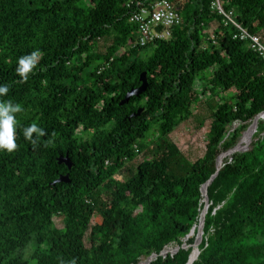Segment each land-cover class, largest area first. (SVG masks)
<instances>
[{
	"label": "trees",
	"instance_id": "16d2710c",
	"mask_svg": "<svg viewBox=\"0 0 264 264\" xmlns=\"http://www.w3.org/2000/svg\"><path fill=\"white\" fill-rule=\"evenodd\" d=\"M157 1L0 0V85L9 86L0 100L23 108L16 150L0 152V264H144L154 255L150 264H188L218 164L193 264H264V119L247 151L218 162L264 113V61L221 24L214 0H168L182 23L135 48L129 16ZM223 2L260 36L264 0ZM34 50L42 57L21 82L17 60ZM144 73L146 92L121 105ZM213 91L235 93L217 102ZM203 97L206 153L191 162L168 140L170 125ZM33 123L46 133L34 142L23 135ZM66 175L70 183L57 182Z\"/></svg>",
	"mask_w": 264,
	"mask_h": 264
},
{
	"label": "built area",
	"instance_id": "2783aa9c",
	"mask_svg": "<svg viewBox=\"0 0 264 264\" xmlns=\"http://www.w3.org/2000/svg\"><path fill=\"white\" fill-rule=\"evenodd\" d=\"M212 9L221 18L224 27L236 30L235 39L245 41L258 56L264 61V40L259 35L252 34L239 22L234 11H227L223 0H214ZM130 24L138 30L135 48H144L157 41L169 39L172 30L182 23V17L176 12L168 0L157 1L151 6L140 7L129 16Z\"/></svg>",
	"mask_w": 264,
	"mask_h": 264
},
{
	"label": "rangeland",
	"instance_id": "374dc122",
	"mask_svg": "<svg viewBox=\"0 0 264 264\" xmlns=\"http://www.w3.org/2000/svg\"><path fill=\"white\" fill-rule=\"evenodd\" d=\"M219 23L214 22L211 26V29L209 33H214L218 31ZM262 39L264 40V30L260 34ZM105 44L102 42L99 47V51L105 52ZM144 56L146 58L150 57L153 54V48H149L148 50L143 52ZM213 73V70L207 71L204 76H210ZM235 91H232L230 93L224 94L217 92H212V97H215L217 102H220L223 97L230 96ZM209 100L208 97H203L199 104L196 105L194 108V113L192 117L189 119H183L179 122L174 121V125L170 122H167L165 125V130L174 129L171 131V133L168 136V140L173 145L177 146L183 154L191 161L196 162L200 158H202L206 153V145H207V133L210 127L211 123V112L209 108ZM237 127H244L240 123H237ZM245 125V124H243ZM150 156L147 152L141 154L137 160L134 162V166L137 164L143 162L146 159H149ZM119 180H125L126 177H118ZM55 223L57 227L61 230L65 229V221L63 219L57 218L55 220ZM95 224V221L93 222V225ZM174 249H169L168 251H173Z\"/></svg>",
	"mask_w": 264,
	"mask_h": 264
},
{
	"label": "clouds",
	"instance_id": "9594fccd",
	"mask_svg": "<svg viewBox=\"0 0 264 264\" xmlns=\"http://www.w3.org/2000/svg\"><path fill=\"white\" fill-rule=\"evenodd\" d=\"M41 57L42 53L39 50H34L30 54L19 57L15 72L21 82H26L29 79L30 74L37 67ZM8 92V85H0V97L6 96ZM22 111V105L14 103L11 100H0V152L11 154L16 150L17 114ZM34 134L38 139L46 133L36 123L23 129V135L29 141H33Z\"/></svg>",
	"mask_w": 264,
	"mask_h": 264
},
{
	"label": "water",
	"instance_id": "95a60500",
	"mask_svg": "<svg viewBox=\"0 0 264 264\" xmlns=\"http://www.w3.org/2000/svg\"><path fill=\"white\" fill-rule=\"evenodd\" d=\"M141 87L138 88V89H135V90H132L130 93L127 94L125 100L122 102L121 105H125L126 103H128L130 101V99L134 96H140L142 95L143 93L146 92L147 88H148V80H147V74L144 73L142 76H141ZM143 110H140L137 114H135L133 117H136V116H140L142 114ZM260 119H264V113H262L261 115H259L254 123L250 126V128L248 129V131L244 134L241 142L237 145V147H235L233 150H231L230 152L226 153V154H223L222 156H230L236 152H245L248 150L250 144H251V141H252V138L254 136V134L257 132V129H258V124H259V121ZM232 130V128L230 129ZM247 134H250L251 137H250V140H249V143L246 145V146H242L243 144V140L244 138L246 137ZM220 156L219 159L222 157ZM219 159H218V162H219ZM59 163L60 164H65L70 170L72 169L73 167V163L70 161V159L68 157L66 158H63L61 157L59 159ZM222 166H219L218 164V171L217 173L212 177V179L203 187V195H204V203H205V207H204V210L202 212V220H201V223L198 227V233H197V239H196V242L194 244V247L200 242V244L202 243L203 241V236H204V232H203V229H204V224H205V220H206V215H207V212H208V209H209V197H208V187L212 184V182L214 181V179L217 177L219 171L221 170ZM58 183H70V178H69V175H66V176H62L60 177V179L57 181ZM195 234V231L192 232L191 236H193ZM184 249H187L188 246H184L183 247ZM180 251V248H176L174 249L173 251H164L161 255L166 257L169 253H172L173 255L177 254L178 252ZM195 252V251H194ZM193 252V254H194ZM199 255H200V251H199ZM155 258H157L156 255L152 256L146 263L144 264H150ZM198 259V258H197ZM196 259V260H197ZM195 260V261H196ZM195 261H193L192 259V256L189 260V263L188 264H193Z\"/></svg>",
	"mask_w": 264,
	"mask_h": 264
},
{
	"label": "bare ground",
	"instance_id": "6f19581e",
	"mask_svg": "<svg viewBox=\"0 0 264 264\" xmlns=\"http://www.w3.org/2000/svg\"><path fill=\"white\" fill-rule=\"evenodd\" d=\"M250 137L251 135L250 134H247L246 137L244 138L243 140V144L242 146H246L248 143H249V140H250ZM225 156L221 157L219 159V162L221 163L222 162V159L224 158ZM199 256V243L195 246V252L194 254L192 255V259L193 261H195Z\"/></svg>",
	"mask_w": 264,
	"mask_h": 264
}]
</instances>
